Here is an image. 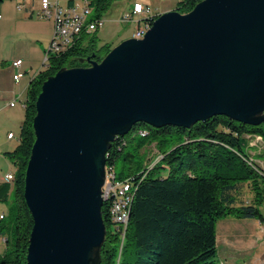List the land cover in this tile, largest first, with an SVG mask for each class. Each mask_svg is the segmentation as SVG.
Listing matches in <instances>:
<instances>
[{"label": "water", "instance_id": "95a60500", "mask_svg": "<svg viewBox=\"0 0 264 264\" xmlns=\"http://www.w3.org/2000/svg\"><path fill=\"white\" fill-rule=\"evenodd\" d=\"M84 60L48 76L34 102L23 187L33 221L27 264L100 263L106 154L135 123L264 121V0H200L187 12H160L142 38Z\"/></svg>", "mask_w": 264, "mask_h": 264}, {"label": "trees", "instance_id": "16d2710c", "mask_svg": "<svg viewBox=\"0 0 264 264\" xmlns=\"http://www.w3.org/2000/svg\"><path fill=\"white\" fill-rule=\"evenodd\" d=\"M112 1L88 0L92 9L89 20L101 18ZM199 1L179 0L176 9L187 12ZM110 48L108 43L98 44L93 33L83 35L70 49L50 55L31 81L19 142L6 152L14 176L8 211L0 219V235L5 236L0 264H27L33 221L23 198L24 171L34 141V102L42 82L62 67L87 66L84 58L91 54L99 61ZM136 135L139 139L132 143L135 151L155 141L161 158L149 168L130 166L123 177L115 171L116 177L131 180L133 199L120 253L119 234L113 230L110 218V200L102 203L106 235L99 264H214L217 220L227 216L261 217L264 176L256 169L259 166L254 155L245 148L251 146V137L259 135L264 140V121L250 125L215 115L190 128H155L138 122L112 142L106 154L107 168L115 170L123 154V160L133 161V154L125 153V148ZM7 187V183L0 184L1 200H7Z\"/></svg>", "mask_w": 264, "mask_h": 264}, {"label": "crops", "instance_id": "0c3cea01", "mask_svg": "<svg viewBox=\"0 0 264 264\" xmlns=\"http://www.w3.org/2000/svg\"><path fill=\"white\" fill-rule=\"evenodd\" d=\"M40 6V0H3L0 4V172L3 170L1 161L7 163L0 176V184L8 185L5 191L7 200L0 199V202L7 204L6 211L0 213L4 217L8 211L12 185L11 181H5L2 177L14 169L6 152L12 151L19 142L27 89L44 63V53L53 32V19L40 17ZM109 15L112 16L111 12ZM119 17L120 14L112 20L120 21ZM125 38L120 37L119 41ZM15 59L22 60L18 70L23 75L18 81L12 78L15 68L11 63ZM11 102L13 105H10ZM10 132L13 133L12 137H8ZM251 146L254 149L248 152L254 155L257 165L264 170V140L258 146ZM259 208V218L227 216L217 220V264H264V201L259 203Z\"/></svg>", "mask_w": 264, "mask_h": 264}, {"label": "built area", "instance_id": "2783aa9c", "mask_svg": "<svg viewBox=\"0 0 264 264\" xmlns=\"http://www.w3.org/2000/svg\"><path fill=\"white\" fill-rule=\"evenodd\" d=\"M40 0V10L38 15L42 18L53 19V32L50 42L44 53V62H47L50 55L60 54V47H69V49L78 43L81 36L90 35L98 27H100L104 20L98 18V20H92V26L87 33H79V26L84 22L85 18H89L88 0H82L79 4L76 0ZM19 8L20 6L17 5ZM154 13L149 5L143 4L138 1L132 3L129 11L120 15L119 20L122 22H133L134 29L131 37L142 38L150 26V22L154 18ZM21 59H15L11 65L15 68L12 74L14 81H18L23 75L18 70L21 65ZM13 105V102L10 103ZM143 132V131H142ZM13 133H8V137H12ZM263 143L261 136H255V139L250 141V145H256ZM257 171L264 176V170L260 167L256 168ZM5 181H11V172H7L2 177ZM103 196H115V203H109V212L112 223V228L119 234L120 244L119 253L121 250L122 242L124 239L128 220L125 218V211H129L126 208V201H132L133 188L131 180L129 178L116 177L115 170L108 166L105 168V178L102 186V198ZM4 217L0 214V219ZM0 241H5V236L0 237Z\"/></svg>", "mask_w": 264, "mask_h": 264}, {"label": "rangeland", "instance_id": "374dc122", "mask_svg": "<svg viewBox=\"0 0 264 264\" xmlns=\"http://www.w3.org/2000/svg\"><path fill=\"white\" fill-rule=\"evenodd\" d=\"M66 0H63L62 3H64ZM135 0H113L112 3L109 5L106 12L102 15V18L104 20L103 24L98 27L95 31L92 33L96 36L98 44L101 43H108L112 46L118 44L120 41V37H131L133 34L134 29V23L133 22H122V21H115L112 20L114 16L121 15L124 12L129 11V9L132 6V3ZM140 1L143 4H149L152 12L162 11L168 8L176 9L177 3L179 0H137ZM77 3H81L82 0H76ZM170 9V10H171ZM111 12V15L109 13ZM157 15V12L154 13ZM159 14V13H158ZM92 15V12H91ZM139 136L136 135L134 138V141L129 143L128 146L125 148V153H132V162L128 160H123L124 154L121 155L119 159H117L115 163V171L117 175L125 176L129 172L130 166L132 167H150L152 166L156 161H158L161 158V151L158 148V145L155 141L147 142L146 144L138 147V150L135 151L133 148L132 143L138 141ZM255 137H251L250 141L254 140ZM246 151L253 150L254 148L252 146L248 147L246 146ZM130 157V156H129ZM7 163L1 161L2 165V172H0V176L4 173L5 167L4 165ZM14 170V169H13ZM12 170V172H13ZM122 173V174H121ZM247 194H250L248 191H246ZM7 204L0 202V213L2 211H6ZM4 249V242L0 241V252ZM214 264H217V259L215 257Z\"/></svg>", "mask_w": 264, "mask_h": 264}, {"label": "bare ground", "instance_id": "6f19581e", "mask_svg": "<svg viewBox=\"0 0 264 264\" xmlns=\"http://www.w3.org/2000/svg\"><path fill=\"white\" fill-rule=\"evenodd\" d=\"M92 10H89V18ZM155 16V14H154ZM89 18H85L84 22H82L81 26H79V33H87L88 30H90V26H92V20H89ZM98 20V19H94ZM69 47H60V52H64L67 50ZM105 168L107 166L105 165ZM14 172H11V181L13 180ZM105 200H110V203H115V196H103V202ZM130 202L131 201H126V208H130ZM129 217V211H125V218L128 220Z\"/></svg>", "mask_w": 264, "mask_h": 264}]
</instances>
